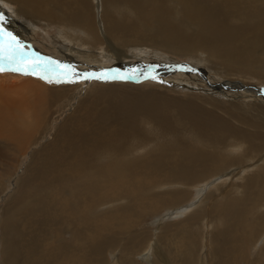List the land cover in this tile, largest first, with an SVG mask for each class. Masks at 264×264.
<instances>
[{
  "label": "bare ground",
  "instance_id": "obj_1",
  "mask_svg": "<svg viewBox=\"0 0 264 264\" xmlns=\"http://www.w3.org/2000/svg\"><path fill=\"white\" fill-rule=\"evenodd\" d=\"M0 12L22 45L38 25L55 29L53 43L71 64L185 57L181 69L204 65L217 79L210 83L205 68L195 69L213 92L186 74L155 85L83 86L89 80L71 72L59 79L77 84L59 85L55 73L53 83L0 73V197L9 195L1 264H140L134 257L145 233L117 249L122 234L145 213L174 207L165 215L183 219L164 224L145 248L155 263L158 241L174 264L249 262L247 245L253 259L264 258V104L255 96L264 93V0H0ZM37 57L48 60L36 51L27 59ZM172 62L151 71L166 77ZM96 68L94 76L123 74ZM59 106L68 107L65 117L17 175ZM197 183L199 196L190 200Z\"/></svg>",
  "mask_w": 264,
  "mask_h": 264
},
{
  "label": "rangeland",
  "instance_id": "obj_2",
  "mask_svg": "<svg viewBox=\"0 0 264 264\" xmlns=\"http://www.w3.org/2000/svg\"><path fill=\"white\" fill-rule=\"evenodd\" d=\"M27 26H29L31 28L30 25H27ZM3 27H4L5 31L13 33V31L10 28H8V26L5 23H3ZM6 29H8V30H6ZM56 32L57 31L55 29H51V30L50 29H43L42 28V25H38L37 28L36 27L33 28V30L31 31V33L29 34V37H31L32 40H29L27 38V36H24L26 38H22L21 37L22 41H24L26 43L24 45L25 46L24 49L27 50V52H29V53H31L32 51H36L40 56H42L43 58H46L48 60L49 59L52 60V61L61 60V65L67 66V67H69L71 69H75V71H81V72L84 71V72H89V73H91V72L95 73V71H97L96 70L97 69L96 67H98V69H101L102 67L103 68H106V66H113L116 70H118V71H120V72L123 73L121 77H123V76H129V75H131L133 77V78L127 79V80L120 79V78L109 79V80H99V79L92 78V79H89V82H85L84 80L83 81H79L80 84L83 85V86L85 84L88 85V84L94 83V82H96V83H98V82L99 83H101V82L102 83H108V82H110L112 80L113 81L115 80L114 82H119V83L120 82H128V83H140V82H143L144 83V82H150L151 81L152 82L151 84H154L155 85L156 84L155 79H159V78L168 79V78H170L173 81H179L181 79H185V75L184 74H186L187 76L188 75H192V76H195V77L198 78V81L191 80V81H189L190 83H196V84L202 83L203 86L205 88H207L208 90L210 89V91L216 92V91H214L211 88V86H210L209 83L203 82L201 76L195 70V69H198V68H205L206 69L205 72H206V74L208 76L207 77L208 81L209 82L210 81L213 82V81L217 80L213 76L212 72L206 66L199 65V64H191V66H189V67L188 66H185L183 69H181L179 66H177V65H179L181 63H188L190 61V60L187 61L188 59H186L185 57H178V58H176L178 61L175 62V63H173L172 61L158 60V61H156L153 64H150V60H148L147 58H142V63L141 62H136L137 59L136 60L134 59L135 62L133 61V65L132 66H129L126 63L125 64H121V65H115V64H111L112 62H107V63H105L103 65H100V64H89V66L88 65H84V63H81V65L71 64L70 59H68L67 57H64V56L60 55V53H59L61 51L59 49L60 47L58 45H56V44L53 43ZM13 35H14V33H13ZM163 62H167V64H169L170 62H172L174 64V66H172L169 69L170 74L167 75L166 77H164L162 75H158V74H153L151 70L154 69L158 64L163 63ZM130 63H132V62H130ZM79 67H81V68H79ZM27 76H29V75H25V77H27ZM107 76H110L111 77V76H115V75L108 74ZM151 77H155V79H152ZM15 81H16V79H15ZM159 83L160 84H163V85L166 84L163 81H159ZM61 84L62 83L59 82V85H61ZM73 84H77V83H75V81H74ZM176 85L177 84H173L174 88L176 87L177 90L179 89V91L183 87L182 85H180V86H176ZM255 86H257V85H255ZM259 87H264V84L263 85H259ZM184 88L185 87L182 88V90L180 91V94H182L183 92H185ZM223 91L225 93L226 92H230V91H232L234 93L239 92V91H233V90H223ZM255 96L257 98L256 100H257L258 103L264 104V93L260 94V97L257 96V95H255ZM73 102H75V101H72L71 103H73ZM20 110L21 109L18 108V111H20ZM67 110H68V107H66L65 109H62L60 106L57 107V110H56L55 115L54 116L52 115L53 117L51 116L52 119L50 120V123H49L50 124V128H49V131L44 135L45 137L43 136L41 138V140L40 139L38 140V143L37 144H35L33 146H30L31 148L30 147H27L26 150L24 151V154L22 155V160L20 161L21 162L20 167L18 168L17 173H16L17 175H20L21 173L24 172V167L29 162L30 155H31L33 149L38 148L39 146L43 145L46 140H50L52 138L53 133L55 131V128L63 120V118L65 117V115L67 113ZM17 122H19V121H16V123H14V125L15 124L17 125L18 124ZM20 125H21V123H20ZM100 158H102V161H101L102 164H105L108 161L109 156L108 155H105V156L102 155ZM0 172H3V164H0ZM14 180H15L14 178H11V181L12 182H14ZM234 180H238V178L237 177H234ZM199 184L200 183H197V185H195L192 188L193 189L192 190V194H191L192 196L190 195V197H189L190 200L195 199L197 196H199V194L197 193V188L200 187ZM12 187H13V185H10L9 184V186H8V192L9 191H12V189H13ZM63 192H66V191L64 190ZM8 197H9L8 194H5L3 197H0V218H1V213L4 210V208H2V207L4 206L5 200ZM189 201H186V204L189 203ZM179 207H181V206H179ZM167 209H168V211H167ZM176 209H177V207H174V208H164L161 211H158V212H155V213H145L134 224V226L131 227L128 230V233L126 232V233H123L122 234L121 244H119L115 248L118 249L119 247H121V245H122V243H123V241H124V239L126 237H132V236L136 235L139 232H143L142 234L145 233L144 234L145 240H148V241L145 244L142 252L147 253L148 258L143 257L142 256V252H136L135 257H134V259L136 258L135 261L137 260V262H139L140 264H171V263L174 264V261H175L174 258H171V254L166 251L165 245L164 244H161L160 241H158V242L160 243V248L161 247L162 248L161 249L159 248L158 249V253H156V255H157V261H156V263L154 261L156 259V256L155 255H152V252H146V249L145 248L147 247V245L150 246V243L153 242V240H151V238L153 236L155 237L159 232H161V227L164 224H167V223H170V222H174V221L175 222H179L180 220L183 219V215L182 214L174 215V214L171 213L170 215H168V214L165 215L166 213H170L171 211H174ZM65 227H66L65 225L62 227V229H63L62 230V236L64 237L63 240L68 242L70 240L71 233L68 232L69 230H66L67 228L64 229ZM217 227L219 229L221 227V223H219L217 225ZM194 230L197 233H203V232H201V230L198 231L195 228H194ZM251 231H253V228H251ZM1 233H2V229H1V223H0V239H1ZM200 239H202V238H200ZM127 240H128V238H127ZM0 245H1V241H0ZM244 245H241V248H243ZM205 249H206L205 247L204 248H201L200 249V252L203 253L205 251ZM246 250H247V253H248V257H249V260H248L249 262H247V261L242 262L241 261V257L239 256L238 257V259H239L238 261L240 262L239 264H264V261L263 262H260L262 259H264L261 255H260V258L258 260L253 259V256L254 255H252L250 253L251 252V247L249 245L246 246ZM162 258L164 259V262H162V261L159 260V259H162ZM1 259H2V254H1V250H0V264H1ZM107 259L112 262V257H111L110 254L107 255ZM250 259H252V260L250 261ZM207 264H215V262L213 260L212 261L210 260Z\"/></svg>",
  "mask_w": 264,
  "mask_h": 264
},
{
  "label": "snow or ice",
  "instance_id": "obj_3",
  "mask_svg": "<svg viewBox=\"0 0 264 264\" xmlns=\"http://www.w3.org/2000/svg\"><path fill=\"white\" fill-rule=\"evenodd\" d=\"M4 13L0 12V73H3L5 70H10L22 75H32L36 76L39 79L45 80L47 83H53L52 74L55 73L57 79L55 82H74L72 80H63L59 79L60 76H66L69 72L73 76L89 80L92 78L99 80H109V79H131V75L116 77V76H107L105 73H101L98 76H94L91 73H78L74 69H71L67 66L61 65L59 62L52 60H43L39 57L29 62L27 59L30 55L29 52L24 51V45L11 33L5 31L3 27ZM110 71V70H106ZM155 79V77H151Z\"/></svg>",
  "mask_w": 264,
  "mask_h": 264
}]
</instances>
